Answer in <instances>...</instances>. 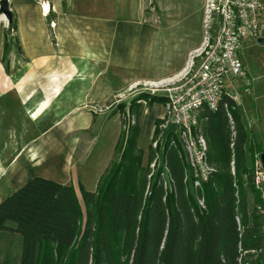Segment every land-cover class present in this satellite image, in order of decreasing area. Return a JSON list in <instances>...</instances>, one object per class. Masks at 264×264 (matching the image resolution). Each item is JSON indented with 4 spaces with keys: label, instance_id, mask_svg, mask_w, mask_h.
I'll list each match as a JSON object with an SVG mask.
<instances>
[{
    "label": "crops",
    "instance_id": "1",
    "mask_svg": "<svg viewBox=\"0 0 264 264\" xmlns=\"http://www.w3.org/2000/svg\"><path fill=\"white\" fill-rule=\"evenodd\" d=\"M7 1L13 24L8 34L0 17V202L41 177L71 184L82 207L80 189L94 192L113 158L121 131L116 107L141 93L132 92L137 86L177 79L202 39L185 31L174 36L172 28L150 22L149 0ZM260 43L264 27L254 39ZM240 60L242 75L224 90L234 98L254 156L264 152V60L247 54ZM162 114L163 104L145 108L140 149ZM102 130L107 144L91 159Z\"/></svg>",
    "mask_w": 264,
    "mask_h": 264
},
{
    "label": "trees",
    "instance_id": "2",
    "mask_svg": "<svg viewBox=\"0 0 264 264\" xmlns=\"http://www.w3.org/2000/svg\"><path fill=\"white\" fill-rule=\"evenodd\" d=\"M165 102L163 96L141 92L127 107L118 105L120 112L134 118L133 125L122 122L113 158L95 191L80 189L84 212L71 184L41 177L0 202V233L18 234L22 240L19 264H238L239 247L245 264L263 263L264 239L252 185L254 151L235 102L224 99L235 129L234 176L222 106L201 114L205 120L200 134L207 141L208 163L215 169L199 193L204 210L197 206L196 193L183 183L181 149L169 145V136L162 149L166 179L161 170L148 178L154 160L151 147L143 165L137 145L141 117L146 107ZM159 123L154 121L155 126Z\"/></svg>",
    "mask_w": 264,
    "mask_h": 264
},
{
    "label": "built area",
    "instance_id": "3",
    "mask_svg": "<svg viewBox=\"0 0 264 264\" xmlns=\"http://www.w3.org/2000/svg\"><path fill=\"white\" fill-rule=\"evenodd\" d=\"M203 22L207 30L201 45L190 53L189 63L180 76L170 83L152 85L145 90L150 95L166 98L159 126L161 135L164 132L161 143H165L169 136V145L180 147V157L185 163L183 183L192 194L196 193L197 206L201 210L205 209L203 198L199 196L202 184L210 180L215 169L208 163L207 143L198 132L197 117L205 110L214 113L222 106L230 129V173L234 176L235 129L230 107L224 102L225 98L232 101L234 98L224 89L228 81L242 75L239 57L242 39L246 36L258 37L264 27V0H205ZM261 154L264 152L253 156L251 166L252 185L258 197L254 208L261 220L264 239V167ZM162 167L160 176L166 179L167 169L163 163ZM151 168H154V163ZM235 221L240 231L238 216ZM238 252L237 263L245 264L240 247Z\"/></svg>",
    "mask_w": 264,
    "mask_h": 264
},
{
    "label": "rangeland",
    "instance_id": "4",
    "mask_svg": "<svg viewBox=\"0 0 264 264\" xmlns=\"http://www.w3.org/2000/svg\"><path fill=\"white\" fill-rule=\"evenodd\" d=\"M203 2L204 0H149L147 4V13L151 14L152 16L150 19V22H152L153 24L157 26H162L164 29L167 28L170 30L172 28L174 31L172 34L174 36L178 35L179 33L181 34V31H185L189 33V36L191 38H192V35H193V38H197L199 37L198 35H200L202 39L204 36L205 30H207V27L206 25H204V22H203V13H202ZM254 39H255L254 37L252 38L250 36H246V39L242 43V47H241L242 51H240V59L244 60V54H247L248 56H252L255 59L264 60V43H260L258 45L254 44ZM254 61L255 60H253L252 62ZM254 66H256L255 62L252 63L251 66L249 67L253 68ZM149 87H153V86L151 84H147L143 86L140 85V86H137L136 89H133L132 92L138 93L137 91H140L141 89H142L141 90L142 92L147 89H150ZM227 90H229L232 93L234 92L233 89L229 86L227 87ZM245 96L248 98H253V94L251 93L245 94ZM133 98L134 97L132 96V98H130V100L128 101L130 102ZM111 102L113 103L114 100L110 99L109 101H106L105 103L103 102L101 105L105 104L108 106ZM128 104H125V106L127 107ZM116 111L119 114L121 129L123 128L122 122L133 125L134 118L127 111L122 113L118 110L117 107H116ZM157 119L160 120L159 118H156V120ZM245 120H246V116H245ZM161 123L162 122L160 120V123L157 126L154 125L155 128L153 132V137L151 138L150 142L147 145H143L144 144V141H143L141 142L142 146H140L143 151L142 160H143L144 166H146L147 164V160L145 161L144 155L148 154V147H151L154 150V160L151 163V164L154 163V168H153L154 170L151 168V164L149 165L150 174L152 173L151 176L156 174L158 170H161V172L163 171V167H162L163 147L162 145H164V142L161 143V141L163 139L164 132L161 135L162 130L159 128ZM106 142L107 141L104 138V134L102 130L98 135L97 144L92 153L91 159L94 156H96V154L99 151L104 150L105 144H107ZM154 143L156 144V146H154ZM78 144H79V141L77 145ZM77 145L75 146V148L77 147ZM147 159H148V155H147ZM82 207H83L82 210L84 212L83 204H82ZM21 242H22L21 237L18 234H12V233H6V232L0 233V264H19L20 263Z\"/></svg>",
    "mask_w": 264,
    "mask_h": 264
},
{
    "label": "water",
    "instance_id": "5",
    "mask_svg": "<svg viewBox=\"0 0 264 264\" xmlns=\"http://www.w3.org/2000/svg\"><path fill=\"white\" fill-rule=\"evenodd\" d=\"M0 17H3L5 19L6 25H7V32L8 34H11L12 24H13V15L9 9L7 0H0ZM260 158H261V161L264 167V154H261Z\"/></svg>",
    "mask_w": 264,
    "mask_h": 264
},
{
    "label": "bare ground",
    "instance_id": "6",
    "mask_svg": "<svg viewBox=\"0 0 264 264\" xmlns=\"http://www.w3.org/2000/svg\"><path fill=\"white\" fill-rule=\"evenodd\" d=\"M151 85H154V84H151Z\"/></svg>",
    "mask_w": 264,
    "mask_h": 264
}]
</instances>
